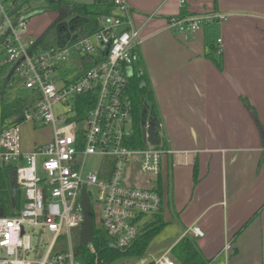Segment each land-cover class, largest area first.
Here are the masks:
<instances>
[{
	"label": "built area",
	"instance_id": "built-area-1",
	"mask_svg": "<svg viewBox=\"0 0 264 264\" xmlns=\"http://www.w3.org/2000/svg\"><path fill=\"white\" fill-rule=\"evenodd\" d=\"M185 3L181 0L182 6ZM114 4L115 11L100 17L97 30L84 35L77 30L63 45L43 46L39 37L29 33L35 10L20 0H0V51L11 70L22 77L21 85L38 95L37 108L26 119L54 126L53 139L31 152L22 150L20 124L5 126L1 132L0 156L16 166L26 201L18 213L0 214V264H105L104 258L89 260L82 252L96 249L95 221L93 238L82 247L81 241L74 243V236L78 237L74 230L80 235L84 221V185L91 206L98 207V225L123 251L134 245L147 225L145 218L161 212L158 177L173 150L159 139L162 121L159 136L155 129L157 142L150 139L148 122L144 143L137 145L128 86L134 66L141 61V32L127 0ZM215 18L222 20L224 15L195 14L169 22L177 33H194ZM218 42L222 43L221 37ZM73 65L78 66L76 71L71 70ZM90 159L96 160L91 167ZM145 175L156 180L140 184ZM191 230L203 236L199 226ZM41 236H51L43 243L42 255ZM145 264L181 263L171 249Z\"/></svg>",
	"mask_w": 264,
	"mask_h": 264
},
{
	"label": "crops",
	"instance_id": "crops-1",
	"mask_svg": "<svg viewBox=\"0 0 264 264\" xmlns=\"http://www.w3.org/2000/svg\"><path fill=\"white\" fill-rule=\"evenodd\" d=\"M127 2L141 32L139 67L173 150L158 177L164 229L175 220L170 240L193 235L213 264H264V144L243 101L264 125V0ZM183 7L224 15L217 30L223 69L206 56L207 28L171 29L169 18ZM51 24L30 22L29 33L40 37Z\"/></svg>",
	"mask_w": 264,
	"mask_h": 264
},
{
	"label": "trees",
	"instance_id": "trees-1",
	"mask_svg": "<svg viewBox=\"0 0 264 264\" xmlns=\"http://www.w3.org/2000/svg\"><path fill=\"white\" fill-rule=\"evenodd\" d=\"M94 1L91 5L77 4L68 0H20V3L30 5L35 10V15L48 11L60 13V17L52 22L38 39L41 45L47 46L67 43L73 32L77 30L83 35L97 30L100 27V17L112 14L116 9L114 0ZM70 11L74 13V17L70 23H67L61 18ZM192 15L194 14H190L186 7H183L180 14L171 16L169 19ZM220 21V19L215 18L213 21L205 22L204 28H207L205 45L207 47L206 56L212 59L220 69H223V54L217 33ZM53 31L56 32L55 37L48 40V35ZM139 66H141V61L136 64L135 73L131 77L128 86V93L133 102L134 137L137 140V145H142L148 122H154L156 134L159 136L158 123L161 121V117L154 91L148 83L145 68ZM21 82L22 77L11 70L10 65L5 62L2 51H0L1 132L5 126L23 123L27 114L37 108L38 95L33 90L25 89ZM13 88H17L14 97L8 95V92ZM243 101L261 131L264 144V125L260 122L256 109L250 104L249 100L244 98ZM162 136L159 139H162L165 147H168L164 131ZM159 190L162 194L161 186ZM25 201L26 193L18 184L16 166L4 162L0 165V214L12 215L18 213ZM91 209L95 221L93 242L96 249L93 252L84 248L82 252L89 260H94L96 257L104 258L105 264H113L112 262L119 258L145 256L153 239L162 232L167 224L162 213V207L161 212L155 214L153 220L142 229L134 245L123 251L115 246L114 239L96 223L93 205ZM172 253L181 264H213L212 259L205 256L198 240L193 235L181 238L172 248Z\"/></svg>",
	"mask_w": 264,
	"mask_h": 264
},
{
	"label": "rangeland",
	"instance_id": "rangeland-1",
	"mask_svg": "<svg viewBox=\"0 0 264 264\" xmlns=\"http://www.w3.org/2000/svg\"><path fill=\"white\" fill-rule=\"evenodd\" d=\"M91 5V4H89ZM58 17H60V13L58 12H52V11H48V12H43L40 14H37L35 16H33L30 20V22H37L40 23V25H45L47 23H52L54 22ZM74 17V13L73 12H68L67 14H64L62 16V20L66 21L67 23H70V21L72 20V18ZM44 30V29H43ZM39 33V32H38ZM55 31H53L52 33H50L48 35V40L50 38L55 37ZM37 33H34V35H32L33 37H36ZM83 35V33L81 34ZM88 60V59H87ZM78 68L77 65H73L71 67L72 71H76ZM16 91L17 88H13L8 92L9 96L14 97L16 95ZM1 127H2V117H1V104H0V136H1ZM19 129H20V137H21V145H22V149H30L32 148V145L34 146L35 144L38 145H42V144H48L54 136V126L52 124H47L44 122H39L35 119L29 118L26 119L23 123H21L19 125ZM42 158H39V163L41 164ZM4 163L3 158L0 156V165H2ZM96 163V160L94 159H90L88 162V166H93ZM39 164V173L41 175L44 174L43 170L41 169V165ZM151 180H156V176L153 175H145L143 177H141V181L140 184H146L147 182L151 183ZM91 191H93V188H89ZM95 212H96V223H98V216H99V210L98 207L95 206ZM153 220V217H148L145 218L144 223L148 224ZM177 225V222L175 220L171 221V224H169L157 237H155L153 239V241L151 242L147 253L144 257L135 259L133 261L127 262L126 264H145L148 263L151 260L152 256H159L165 252H167L170 248H172L174 246V244H176L174 241L175 239L170 240V236L173 233V227H175ZM74 233L78 236L75 238L74 236V243L78 244L80 241V235H79V230L75 229ZM51 237V236H48ZM48 237L45 236H41L40 238H38V248H39V254H43L45 252V245L43 244L44 241H46L48 239ZM123 261V260H121ZM120 261V262H121ZM117 264H123V263H117ZM214 264H221V263H214Z\"/></svg>",
	"mask_w": 264,
	"mask_h": 264
},
{
	"label": "water",
	"instance_id": "water-1",
	"mask_svg": "<svg viewBox=\"0 0 264 264\" xmlns=\"http://www.w3.org/2000/svg\"><path fill=\"white\" fill-rule=\"evenodd\" d=\"M68 1L77 4H84V5L93 4L95 2L94 0H68ZM106 53H108V50H106ZM150 125L151 127L148 131L150 135V139H152L154 142H157L158 139L155 134L154 122H150ZM81 205L84 213V221L80 231V241H81L80 247L87 244L93 238L94 235V217L91 209V198L85 185L83 187Z\"/></svg>",
	"mask_w": 264,
	"mask_h": 264
}]
</instances>
